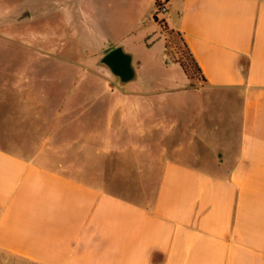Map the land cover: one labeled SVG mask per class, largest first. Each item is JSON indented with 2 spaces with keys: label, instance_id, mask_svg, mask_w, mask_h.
Here are the masks:
<instances>
[{
  "label": "crops",
  "instance_id": "crops-1",
  "mask_svg": "<svg viewBox=\"0 0 264 264\" xmlns=\"http://www.w3.org/2000/svg\"><path fill=\"white\" fill-rule=\"evenodd\" d=\"M48 1L79 25L84 0ZM160 1L87 0L94 58L57 56L77 71L52 89L18 69L0 92V264H264V0ZM161 20L202 79L136 58L135 85L97 104L78 65L134 37L165 47Z\"/></svg>",
  "mask_w": 264,
  "mask_h": 264
},
{
  "label": "rangeland",
  "instance_id": "rangeland-1",
  "mask_svg": "<svg viewBox=\"0 0 264 264\" xmlns=\"http://www.w3.org/2000/svg\"><path fill=\"white\" fill-rule=\"evenodd\" d=\"M47 0H0V92H4L5 97H11L8 93V84L14 78L13 72L18 69L33 75L32 83L36 87H47L48 89L55 88L57 83L55 76L57 73L72 74L77 71L75 63L64 61L63 64L56 63L57 56H64L65 59H81L90 60L94 58L92 55L94 48L88 46V38L84 41L79 39L76 30L80 28V35L88 37L87 32V0H84V11L82 15H76L79 22L76 28L70 27L59 13L47 14L41 11V7ZM50 1V0H49ZM49 5L51 2H49ZM59 5L71 0H55ZM30 6H33L31 8ZM15 7V8H14ZM16 11V21L9 22L11 16L9 12L12 9ZM27 10V11H26ZM27 12V14L25 13ZM163 12V11H161ZM81 18H83L81 20ZM89 20V19H88ZM81 21V23H80ZM81 24V25H80ZM75 25V24H74ZM162 27V25H161ZM163 36L165 38V47L162 44V37L156 40L155 34H152L149 39L143 40L141 37H134L127 40L125 50L133 55V64L135 66V59L140 58L144 60V70L151 78L178 76L182 72V68L178 65H172L167 62H183L187 65V75L191 78L202 79L200 73L197 72L191 58L183 44V38L175 30H164ZM50 39V42H49ZM147 41L149 44H147ZM58 42V45H56ZM165 55L163 62H158L162 55ZM102 57V56H101ZM100 56L97 57L95 63H80L79 72L84 71L95 72V79H90V86L95 87L96 95L95 102L97 104H104L118 101L119 95H104L99 94L101 90L106 87H127L135 85L137 78V71L135 79L121 83L118 75L114 74L109 67L99 62ZM157 57L158 61H157ZM181 65V64H180ZM136 68V67H135ZM185 71V70H184ZM48 75L47 83H42L40 78ZM92 78V77H91ZM82 81V80H81ZM83 82V81H82ZM88 80H85L84 85ZM8 83V84H7ZM26 85H29L27 82ZM87 87V86H85ZM89 88V87H88ZM91 88V87H90ZM92 96L79 95L75 96L80 103L86 102ZM111 97V98H110ZM117 99V100H116ZM0 101L1 103H7ZM102 117V113L97 116Z\"/></svg>",
  "mask_w": 264,
  "mask_h": 264
},
{
  "label": "water",
  "instance_id": "water-1",
  "mask_svg": "<svg viewBox=\"0 0 264 264\" xmlns=\"http://www.w3.org/2000/svg\"><path fill=\"white\" fill-rule=\"evenodd\" d=\"M99 62L109 67L114 74L118 75L121 83H126L136 77L133 55L125 50L122 45L107 48Z\"/></svg>",
  "mask_w": 264,
  "mask_h": 264
},
{
  "label": "trees",
  "instance_id": "trees-1",
  "mask_svg": "<svg viewBox=\"0 0 264 264\" xmlns=\"http://www.w3.org/2000/svg\"><path fill=\"white\" fill-rule=\"evenodd\" d=\"M156 2H157V6H158V7H160V6L162 5L160 0H156ZM161 25H162V27L164 28V30H167V29H168L167 25L164 23L163 20H161ZM178 33L180 34V32H178ZM183 44H184L185 48L187 49V52H188V54H189V56H190V58H191V61L193 62L194 66H195V69H196L197 72L200 73V75H201V68L199 67L197 61L195 60V57H194L193 54L190 52V50H189V48L187 47L186 42H185L184 40H183ZM180 64H181V66L183 67V69H184L185 72H186V71H187V65H186L185 63H183V62H180Z\"/></svg>",
  "mask_w": 264,
  "mask_h": 264
},
{
  "label": "built area",
  "instance_id": "built-area-1",
  "mask_svg": "<svg viewBox=\"0 0 264 264\" xmlns=\"http://www.w3.org/2000/svg\"><path fill=\"white\" fill-rule=\"evenodd\" d=\"M158 10L164 12L166 10V7L164 5H161Z\"/></svg>",
  "mask_w": 264,
  "mask_h": 264
}]
</instances>
